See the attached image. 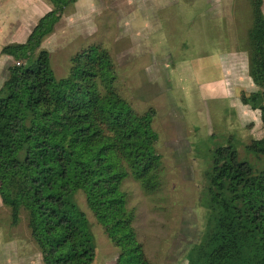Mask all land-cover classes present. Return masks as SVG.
<instances>
[{
  "label": "trees",
  "instance_id": "1",
  "mask_svg": "<svg viewBox=\"0 0 264 264\" xmlns=\"http://www.w3.org/2000/svg\"><path fill=\"white\" fill-rule=\"evenodd\" d=\"M78 0H50L25 42L1 47L15 62L0 87V196L13 224L24 212L44 264H93L91 222L77 194L120 249L117 264H151L134 227L123 183L158 186L161 155L155 110L138 113L116 89L109 53L90 45L57 78L42 47L64 10ZM264 0H249L248 74L257 90L240 87L241 102L259 110L264 128ZM247 150L264 158V134ZM209 217L189 248L187 264H264V168L231 144L211 153L206 173Z\"/></svg>",
  "mask_w": 264,
  "mask_h": 264
},
{
  "label": "rangeland",
  "instance_id": "2",
  "mask_svg": "<svg viewBox=\"0 0 264 264\" xmlns=\"http://www.w3.org/2000/svg\"><path fill=\"white\" fill-rule=\"evenodd\" d=\"M51 9L50 0H0V87L15 62L1 47L25 42ZM250 20L249 0H78L42 42L57 78L69 74L76 53L90 45L106 50L117 91L138 113L155 110L158 186L144 190L132 176L123 183L151 264H187L188 249L202 237L209 217L206 173L216 146L231 143L241 158L264 168V158L246 148L264 134L260 112L239 108L238 89H258L242 50ZM77 200L92 225L93 264H117L120 249L82 191ZM0 264H44L25 213L13 224L1 196Z\"/></svg>",
  "mask_w": 264,
  "mask_h": 264
},
{
  "label": "crops",
  "instance_id": "3",
  "mask_svg": "<svg viewBox=\"0 0 264 264\" xmlns=\"http://www.w3.org/2000/svg\"><path fill=\"white\" fill-rule=\"evenodd\" d=\"M223 77H224V75H223ZM221 79V78H220ZM221 80H223V79H221ZM252 84H254L253 83V81H252ZM255 85V84H254ZM256 86V85H255ZM255 90H257V89H255ZM251 91H254V89L253 90H251ZM240 104H241V106H239V108H242V107H244V108H248V107H250L249 105H245V104H243L242 102H241V100H240ZM243 108V109H244ZM251 108V107H250ZM252 109V108H251ZM254 110V109H253ZM256 111H258L259 112V110H256Z\"/></svg>",
  "mask_w": 264,
  "mask_h": 264
}]
</instances>
